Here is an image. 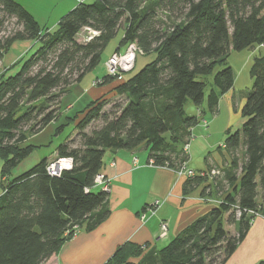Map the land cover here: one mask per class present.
I'll return each mask as SVG.
<instances>
[{"label":"trees","instance_id":"trees-1","mask_svg":"<svg viewBox=\"0 0 264 264\" xmlns=\"http://www.w3.org/2000/svg\"><path fill=\"white\" fill-rule=\"evenodd\" d=\"M158 10L173 19L170 27H163ZM10 20L15 26L6 30ZM84 27L98 34L77 40ZM120 28L119 47L135 42L140 53L154 54L135 73L100 78L102 85L113 84L112 95L125 97L124 103L105 111L111 97L102 96L72 118L79 140L60 142L54 158L70 157V168L50 175L44 157L9 178L33 151L22 143L57 118L63 94L98 65ZM17 40L39 45L14 73L0 72V264H44L76 227L86 223L91 230L108 215L109 192L93 186L106 150L143 147L154 166L174 169L188 161L180 146L197 119L185 103L199 107L205 99L208 110H216L234 84L231 51L264 46V0H94L75 5L54 32L44 31L14 0H0V61ZM249 74L244 120L224 143L231 156L230 190L155 255L141 256L140 246L126 243L104 264H224L231 256L254 218L248 210L257 211L258 197L264 202V56L254 58ZM95 120L99 126L86 132ZM204 179L187 177L183 195ZM226 224H235L234 234Z\"/></svg>","mask_w":264,"mask_h":264},{"label":"crops","instance_id":"crops-1","mask_svg":"<svg viewBox=\"0 0 264 264\" xmlns=\"http://www.w3.org/2000/svg\"><path fill=\"white\" fill-rule=\"evenodd\" d=\"M30 41L32 42L31 45L37 43L35 40ZM13 43L0 61V67H2L0 71H16L18 67L16 63L28 56L30 47L16 53L17 55H13L10 51ZM124 48L125 46L123 48L118 46L113 52L123 51ZM246 49L252 51L248 52L243 49L245 51L241 55L243 61L237 70L234 69L228 57L229 66L234 72V84L231 89L219 97L216 110L210 112L204 99L202 103L204 107L202 104L199 107L195 106L196 114H189L196 117L197 123L202 120L206 131L210 132L205 140H201L204 142L203 153L214 149L215 142L220 138L219 135L223 133L227 135L228 131L233 132L232 128L235 122H240L243 118L240 110L245 101L246 93L251 87L252 79L251 77L245 78V89L239 87L238 80L241 75H244V77L248 75L249 70L247 72L245 70L249 64L251 66L255 57L264 56L263 45ZM83 77L68 87L61 97L57 118L49 122L38 133L28 136L22 143L23 146L33 145L34 148L18 167L23 165L35 150L43 146L50 150V155L44 157L49 161L53 160L56 156V146L65 139L70 138L74 133L73 131H75L72 118L79 114L89 103L102 96L108 97L113 94V84L96 85L95 81L103 76H96L90 85L85 88L79 86ZM207 112L212 116L210 120L206 119ZM235 116L237 118L233 122ZM243 120L244 118L242 122ZM197 123L191 128V135L193 129L198 125ZM59 126H62L61 131H57ZM69 127L70 130L61 139L60 134ZM57 135L59 136L55 137ZM215 136H218L216 140L214 139ZM54 138L59 141L55 143ZM225 138L222 144L216 146L218 149L215 156L208 160L205 166L200 167H192L189 163L191 152L194 154V143L190 148L191 144L188 141L187 153L189 159L186 166L196 173L216 168L220 170V174L213 180L206 177L186 195H183L182 192V185L186 178H179L174 168L154 166L148 159V152L145 148L106 150L100 172L110 178L107 200L108 215L91 230L85 228L86 223L76 227L74 235L66 240L58 252L53 254L44 264H104L126 243L140 246L142 249L141 256L155 255L172 237L197 217L207 213L230 190L227 174L231 156L225 148ZM29 140H34L36 143H28ZM180 147L183 148L182 145ZM35 157L37 156L35 155ZM40 159L39 157L37 162ZM3 180L5 179L1 177V185L4 182ZM98 188L101 189L95 187V189ZM2 191L0 190V194ZM156 199L163 200V203L157 208L155 214L146 220H140L141 212L145 211V208ZM257 203L259 215L253 218L245 237L238 243L236 249L224 264H264V202L258 197ZM100 211L101 209L98 208L94 213H100ZM161 222L168 225L165 236H160ZM234 226L235 224L232 225V227Z\"/></svg>","mask_w":264,"mask_h":264},{"label":"rangeland","instance_id":"rangeland-1","mask_svg":"<svg viewBox=\"0 0 264 264\" xmlns=\"http://www.w3.org/2000/svg\"><path fill=\"white\" fill-rule=\"evenodd\" d=\"M15 2L19 3L20 5H22L36 20V22L39 24V26L45 31L47 30L48 32H54L57 30L58 28V23L60 21V19L66 14L68 13L73 7H75V5H77L78 3H92L94 2V0H14ZM158 18L161 20L163 27L164 28H168L173 24V19L168 18L165 16V14L161 11L158 10ZM177 22V21H176ZM12 26H15L14 21L10 20L7 22L6 25V30H9ZM121 26H123V24H121ZM86 35V31L81 30L78 33V36L76 37L77 40H82L83 36ZM122 37V28H120L117 32V34L112 37L110 39V41L107 43V45L105 46L102 54H101V58H100V62L98 63V65L90 70L89 72H87L83 79L80 81L79 86L80 87H87L90 85V83L92 82L93 79H95L96 76L102 77L104 76L106 73V69H105V60L107 59V57L115 50L116 47L119 46V42L120 39ZM32 42L30 40H17L14 41L13 45L11 46V53L14 55H17L16 53H19L23 50H26L30 47L29 53L34 52L36 49V47L39 45V42L34 43L33 45H31ZM126 45V44H125ZM124 45V46H125ZM123 45L120 46V48L124 47ZM35 49V50H34ZM248 52H251L252 50L250 49H245ZM243 52V53H242ZM232 51L231 55L229 56V61L232 63L234 69H238L240 68L243 58L241 57L242 54L245 53V51ZM28 53V55H29ZM11 55V54H10ZM258 55V54H257ZM154 57L153 53H137L136 57H135V61H134V66L132 68V73H135L137 71H139L145 64L149 63ZM228 61V64H229ZM249 66L248 65L247 69L245 70V72H247L249 70ZM0 70H2V67H0ZM3 72V71H0ZM10 73H14V72H9ZM247 79L250 77L249 72L248 75H241V77L239 78L238 82H239V87H241L242 89H245L244 87H246L245 85V81L246 78ZM99 85V84H96ZM109 97V96H108ZM107 97V98H108ZM111 98H109L110 100L108 101V104H106L104 106V110L105 111H112L114 112L116 105L118 104H122L125 101V97L121 96V97H115L113 95L110 96ZM203 106V104H202ZM185 111L187 114H196V107L193 103H191L189 100L185 103ZM204 107V106H203ZM212 118L211 114L207 112L206 114V119L210 120ZM236 116L234 117L233 122L236 120ZM243 119V118H242ZM235 122L232 130H235L237 128H239L241 126V122ZM232 122V123H233ZM100 121L99 120H95L93 121L87 128H86V132L91 131L93 128L99 126ZM198 125L195 127V129H193L192 131V135L189 139L190 142V148L193 144V150H194V154H192L191 152V157H190V165L192 167H200V166H205L208 162V160L212 159L215 156V152H217V145L218 144H222L224 142V138L226 136V133H223L220 136L219 140L217 139L218 136L214 139H217L216 145L214 146V149H211L209 152H204L203 153V146H204V142L201 140H205L208 137V134H210V132L206 131V128L203 124V121L200 120L198 123ZM70 130L69 128H66L60 135H61V139H63V137L66 135V133ZM74 133L72 134V138H74L75 144L77 143V141L79 140L78 136H76V131H73ZM76 132V133H75ZM30 136V135H28ZM59 135L55 136L58 137ZM59 140H57V138H54V142L57 143ZM195 141V142H194ZM36 143V141L34 140H29L28 143ZM35 154L37 157H35ZM33 154H31L27 161H25V163H23V165H21L20 167H15L11 173L9 174V178H12L14 175H16L17 173L22 172L24 169H26L27 167H29L30 165L34 164L37 162V160L46 155H50V150L47 149L46 146L40 147L37 150H35V152H33ZM1 160H0V168H1ZM202 178V177H201ZM214 177H212L213 180ZM99 189V188H98ZM95 189V190H98ZM0 190H2V185H1V175H0ZM109 192V191H108ZM233 224H226L225 228L226 230H228V234H234L235 233V226L232 227Z\"/></svg>","mask_w":264,"mask_h":264},{"label":"built area","instance_id":"built-area-1","mask_svg":"<svg viewBox=\"0 0 264 264\" xmlns=\"http://www.w3.org/2000/svg\"><path fill=\"white\" fill-rule=\"evenodd\" d=\"M82 30L86 31V35L83 36L84 41H89L93 39L98 32L89 28L84 27ZM140 53L139 48L137 47L135 42H129L125 45L123 51H115L113 52L105 62L106 73L111 76L118 75L121 76L124 73H127L132 70L133 64L135 61V57L137 53ZM96 84L101 83V79H97L95 81ZM188 144L185 143L183 145V150L187 152ZM72 165V159L70 157L56 158L49 161L46 165V170L50 175H59L64 169L70 168ZM176 175L180 177H193L199 176L202 178H212L216 177L219 174V170L216 168H212L205 172L196 173L194 170L188 168L186 163L182 166L175 169ZM110 178L105 176L102 172H99L94 177V187H100L104 191H109ZM163 203V200L156 199L153 203L147 206L145 211H142L140 214V220H146L155 214L157 208ZM248 214L253 215L254 217L258 216L259 213L255 210H248ZM241 215L240 210H237L236 216L237 218ZM168 231V225L165 222L160 223V236H165Z\"/></svg>","mask_w":264,"mask_h":264}]
</instances>
